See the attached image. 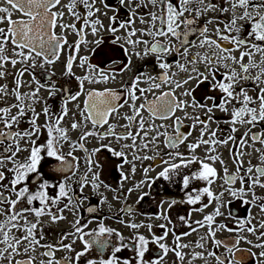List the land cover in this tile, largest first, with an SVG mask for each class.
Here are the masks:
<instances>
[{"label":"snow or ice","instance_id":"1","mask_svg":"<svg viewBox=\"0 0 264 264\" xmlns=\"http://www.w3.org/2000/svg\"><path fill=\"white\" fill-rule=\"evenodd\" d=\"M0 264H264V0L0 2Z\"/></svg>","mask_w":264,"mask_h":264},{"label":"flooded vegetation","instance_id":"2","mask_svg":"<svg viewBox=\"0 0 264 264\" xmlns=\"http://www.w3.org/2000/svg\"><path fill=\"white\" fill-rule=\"evenodd\" d=\"M0 2H3V0H0ZM28 73H25V77H28ZM145 163H148L147 161ZM151 192L154 196L156 197H162V196H180L181 193H180V188H179V181L177 180V182L175 184H170L168 181H165L163 179H157L153 185H152V188H151ZM111 195V194H109ZM135 198V194H133L130 198H129V203H131ZM151 199V198H149ZM94 202V200H93ZM113 207L111 209L112 212H116L117 208L119 207V202L117 201H113ZM147 203V201H146ZM152 207H155L154 205H152ZM180 208L181 211H183L184 209V206H178ZM174 211L176 210V207L174 206ZM107 212H108V209L107 207H105L104 209V213H105V216H106V219H105V222L107 224H110L112 226H115V227H119L121 228L125 234H127V229H124V226L123 225H120L117 223V221L115 219H112V218H107ZM82 216H87L88 213L85 211V212H82L81 213ZM199 215L198 213H194L193 216L195 218V216ZM91 226V225H90ZM64 227H67V225H65ZM222 235H226V233L222 234ZM169 259H171V257H169Z\"/></svg>","mask_w":264,"mask_h":264},{"label":"rangeland","instance_id":"3","mask_svg":"<svg viewBox=\"0 0 264 264\" xmlns=\"http://www.w3.org/2000/svg\"><path fill=\"white\" fill-rule=\"evenodd\" d=\"M59 67H60V65L57 64V65H56L57 70H59ZM69 219H71V216H69ZM65 225H67V221H63V222H62V226H65ZM53 238H55L54 235H53Z\"/></svg>","mask_w":264,"mask_h":264}]
</instances>
